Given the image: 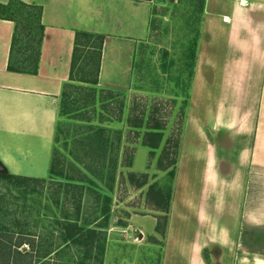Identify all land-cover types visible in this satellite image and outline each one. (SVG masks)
Listing matches in <instances>:
<instances>
[{
  "label": "crops",
  "instance_id": "crops-1",
  "mask_svg": "<svg viewBox=\"0 0 264 264\" xmlns=\"http://www.w3.org/2000/svg\"><path fill=\"white\" fill-rule=\"evenodd\" d=\"M15 1L40 7L43 37L35 75L7 72L0 15V173L47 179L75 33L104 37L97 86L127 93L138 40L112 32L115 8L147 4ZM181 133L161 264H264V0H205Z\"/></svg>",
  "mask_w": 264,
  "mask_h": 264
},
{
  "label": "rangeland",
  "instance_id": "rangeland-1",
  "mask_svg": "<svg viewBox=\"0 0 264 264\" xmlns=\"http://www.w3.org/2000/svg\"><path fill=\"white\" fill-rule=\"evenodd\" d=\"M98 1L100 0H95L99 4ZM198 2L199 0H196L193 4L192 12L190 0H149L145 2L147 6H138L137 19H133L134 11L125 9L122 2L117 3L118 8H115L117 11L115 18H119L115 23L120 22L122 27H114L112 32L121 37L130 34L138 40V43L130 89L117 99H115L117 93L101 92V101L106 96H111L114 100L97 106L99 119L105 121L101 127L109 130V134L114 137L120 131L115 182L110 193L108 221L103 230L106 246L102 264H161L166 234L164 219L165 217L168 219L169 214L166 215L164 212L165 203L168 194L173 192L177 169V163L175 166L171 164L176 156L174 144L178 143L179 153L186 115L180 92V88L184 85L182 79L187 74V71L186 74L183 73L185 47L201 26L202 15L198 14ZM104 5L101 4L100 7L104 15H108L106 11L110 9L108 10ZM11 13L0 10V15H11ZM131 20L134 21V29L126 27ZM164 51L168 53L166 57L163 56ZM176 83L179 89L175 88ZM70 96L82 101L85 92L83 88H74ZM121 101L125 107L123 115L119 118ZM142 112H145L150 124H153V121H150L153 119L163 128L162 143L153 155L142 146V134L131 130L126 123L128 115L134 119L140 117ZM93 125L97 124L94 122ZM67 136H71V132L67 133ZM58 139L54 147L63 156H68V152L72 150V140L70 138L65 140L64 133L59 135ZM172 170L175 172L173 178L167 174ZM2 186L0 184V196L5 195L6 200L5 202L2 200L0 207L6 206V201H11L9 203L11 206L8 205L9 210L18 208L21 214L17 217H20L19 220L25 231L35 243L41 241L56 244L58 240L55 220L60 218V211L49 204L45 188L41 195L34 193L23 198L12 191L13 198L8 199ZM99 188L102 189V185ZM36 190H40L39 187ZM156 190H161L163 194V201L159 204L154 200ZM1 218L0 221L6 223L10 219L8 216ZM157 224L160 234L155 231ZM22 249L28 251L27 246H22ZM32 253L35 255V252ZM49 257V264H57L55 260L60 261V258L54 259L52 255ZM67 258L65 254L61 259Z\"/></svg>",
  "mask_w": 264,
  "mask_h": 264
},
{
  "label": "trees",
  "instance_id": "trees-1",
  "mask_svg": "<svg viewBox=\"0 0 264 264\" xmlns=\"http://www.w3.org/2000/svg\"><path fill=\"white\" fill-rule=\"evenodd\" d=\"M132 1L140 3L149 0ZM190 1L193 8L196 0ZM204 2L205 0L198 2L200 16L203 15ZM13 7L15 10L12 11ZM0 10L12 12L8 20L14 25L6 71L35 75L43 37L40 7L11 0L6 6L0 5ZM198 38L199 30L195 32V37L188 40V45L185 47L186 57L183 65L185 72L183 73L186 74L187 71V74L182 79L184 85L180 88L183 108H187L188 104ZM103 39L104 37L101 35L82 31L76 32L74 36L69 78L68 82L63 85L59 96L58 122L54 135V144L57 143L58 136L62 133L65 134V140L68 138L72 140V150L68 152V156H63L59 150L53 148L47 179H29L0 173V184L3 185L8 199L13 198L12 191L17 192L23 198L25 195L34 193L41 195L45 188L49 204L60 211V218L55 220L58 242L56 244L41 241L35 243L34 239L25 231L19 220L20 217H17L21 212L17 207L9 210L11 201H6V206L0 207L1 213L2 209L4 210L0 217L8 216L10 219L7 223L0 221V264H49L50 255L54 256V259L60 258V261H54L57 264L103 263L106 246L103 230L108 221L111 204L110 193L115 182L120 131L114 137L109 134V130L101 127L105 121L99 119L97 106L114 100L113 97L106 96L101 101V92L117 93L115 99L126 94L125 92L103 90L97 86ZM167 54V51H164L163 56L166 57ZM175 76L177 78V75ZM74 88H83L85 98L82 101L70 96V92ZM175 88L179 89L177 83ZM134 89L137 90V88ZM89 97L90 99H88ZM124 107L121 101L119 118L124 113ZM151 120L153 124L149 123L145 112H142L140 117L134 119L128 115L126 123L131 130L142 134V146L149 150L150 155H153L162 143L163 128L157 121ZM94 122L97 124L96 126L93 125ZM69 132H71V136L68 137L67 133ZM174 145L176 146V156L171 163L173 166L176 165L179 154L178 143ZM174 173L172 170L167 174L173 178ZM100 185H102V189L99 188ZM37 187L40 190H36ZM4 198L5 195L0 196V203L2 200L5 202ZM154 200L158 204L163 201L161 190L155 191ZM170 201L171 192L165 203L164 212L166 215L169 213ZM164 220L167 228L168 219L165 217ZM155 231L160 234L158 224ZM162 236H164V232H162ZM22 246H27L28 251L22 249ZM32 252H35V255ZM65 254L68 258L61 259Z\"/></svg>",
  "mask_w": 264,
  "mask_h": 264
}]
</instances>
